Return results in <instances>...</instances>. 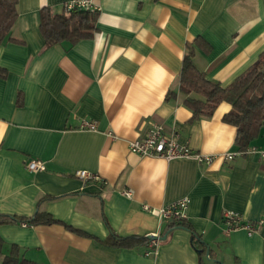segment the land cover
Listing matches in <instances>:
<instances>
[{"label":"crops","instance_id":"1","mask_svg":"<svg viewBox=\"0 0 264 264\" xmlns=\"http://www.w3.org/2000/svg\"><path fill=\"white\" fill-rule=\"evenodd\" d=\"M67 1L19 0L11 36L25 43L0 42V214L61 221L0 224V259L16 245L40 264H264V225L249 234L223 221L225 211L244 222L264 217V127L247 153L225 159L240 150L237 127L223 120L232 105L193 120L179 89L186 44L198 36L211 50L196 46L194 61L223 86L259 62L264 0H97L92 38L45 47L41 9L60 12ZM153 123L216 159L131 151ZM37 158L45 170L27 167ZM80 169L101 180L78 178ZM183 197L203 252L190 228L143 209ZM111 231L163 238L154 250L150 238L135 247L99 241Z\"/></svg>","mask_w":264,"mask_h":264},{"label":"trees","instance_id":"2","mask_svg":"<svg viewBox=\"0 0 264 264\" xmlns=\"http://www.w3.org/2000/svg\"><path fill=\"white\" fill-rule=\"evenodd\" d=\"M19 0H0V42L5 40L16 43H25L24 40L11 36L18 17ZM99 10H79L77 8L68 10L63 5L62 11L58 12L49 6L41 9L40 29L45 38V47L58 43L69 42L76 44L83 39H90L97 31ZM196 46L206 52L211 50V45L202 37L198 36L192 42L186 44V54L180 73V91L185 95L184 103L192 109V119L211 117L218 105L224 101L232 105L231 110L226 113L223 120L237 127V144L241 151H245L250 143L255 140L264 127V52L261 53L259 62L248 67L238 75L230 84L223 86L207 78L204 71L199 69L194 61ZM0 76H6V70L0 68ZM175 93L170 92L167 98ZM21 104V97L19 99ZM10 222H23L26 224L37 223H59L51 214L38 212L34 217L19 215L0 214V224ZM171 226H183L192 230L194 243L198 246L205 244L199 239V235L192 229L186 220L173 223ZM71 227V226H69ZM73 228L77 232L82 231ZM149 237L132 235L120 236L111 231L107 238L99 239L108 246L135 247L148 243ZM2 240L0 239V255ZM207 248V247H206ZM0 264H40L27 257L21 256L15 245L10 254L0 259Z\"/></svg>","mask_w":264,"mask_h":264},{"label":"built area","instance_id":"3","mask_svg":"<svg viewBox=\"0 0 264 264\" xmlns=\"http://www.w3.org/2000/svg\"><path fill=\"white\" fill-rule=\"evenodd\" d=\"M68 10L77 8L79 10H99L97 0H68L65 3ZM86 128H96V124L86 121L83 124ZM131 151L139 154L142 157H162L167 160L177 158H194L201 163L211 164L216 155L202 154L194 151L189 145L179 140L178 133H168L164 125L160 123H153L149 126L147 131L140 137L130 141ZM246 151H234L223 154V157L228 160L234 159L238 155H243ZM27 167L32 171H43L46 169L45 161L42 159H31L26 163ZM75 176L85 181L101 180L100 176L93 175L87 170L80 169L75 172ZM126 195L132 196L131 189L125 191ZM190 205V198L183 197L174 201L164 207L154 208L148 204L143 205V209L159 216L161 219L168 220L171 223H180L187 218L188 209ZM223 221L234 228L242 227L247 230L249 234L255 233L259 227L264 225V217L256 221H242L240 217L233 211H225L223 213ZM149 247L154 250L158 246L159 239H155L157 234L150 235Z\"/></svg>","mask_w":264,"mask_h":264},{"label":"water","instance_id":"4","mask_svg":"<svg viewBox=\"0 0 264 264\" xmlns=\"http://www.w3.org/2000/svg\"><path fill=\"white\" fill-rule=\"evenodd\" d=\"M149 238H151V236H149ZM154 238H155V239H157V238H158V239H162L163 237H161V236H155Z\"/></svg>","mask_w":264,"mask_h":264}]
</instances>
